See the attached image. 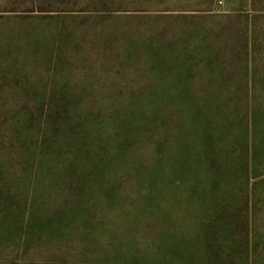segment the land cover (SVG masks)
Segmentation results:
<instances>
[{
  "label": "rangeland",
  "instance_id": "rangeland-1",
  "mask_svg": "<svg viewBox=\"0 0 264 264\" xmlns=\"http://www.w3.org/2000/svg\"><path fill=\"white\" fill-rule=\"evenodd\" d=\"M99 1L0 0V190L13 200L12 185L22 179L31 192L52 104L53 118L69 110L86 125L75 132L85 142L77 178L42 175L48 186L25 195L19 217L12 216L21 226L0 248V264H264V188L241 212L258 250L231 254L225 247L208 257L192 231L205 209L194 184L209 182L200 165L167 163L179 147L198 155V140L187 136L180 146L175 131L199 130L198 115L216 118L204 104L217 103L219 121L231 110L254 120L260 160L249 190L255 173L264 178V18L250 23L244 12L226 20L241 0H216V16L201 19L135 9L184 0H111L116 12L94 16ZM183 99L201 106L179 115L189 103L177 102ZM157 114L167 118L166 130L154 129ZM55 136L48 132L46 146ZM83 182L90 187L84 194L73 191ZM244 186L239 182L242 193ZM34 223L46 225L40 235Z\"/></svg>",
  "mask_w": 264,
  "mask_h": 264
},
{
  "label": "trees",
  "instance_id": "trees-1",
  "mask_svg": "<svg viewBox=\"0 0 264 264\" xmlns=\"http://www.w3.org/2000/svg\"><path fill=\"white\" fill-rule=\"evenodd\" d=\"M110 1L111 0H100L98 4L101 5V9H97V15L94 16L103 14L112 15L116 12L112 9L113 6ZM239 2L238 9L229 12L235 14L226 15L224 17L226 20L232 19L236 17L235 15L238 16L244 12L252 14L250 23L253 20L264 18V0H241ZM215 4L216 0H184V3H177L169 7H163L161 4H158L152 9H145L143 7L135 9L152 11L154 12L153 16H155V18H179L181 16L184 18L192 17L201 19L216 16V11L214 10ZM187 91L183 92L184 96L190 94H188ZM54 94L55 91L49 93L47 98L55 96ZM180 101L189 103L181 105L182 107L179 110V115L185 112V108L190 107L193 112H196L201 106L195 99L193 102L186 99L177 100V102ZM46 102L51 103L54 102V100L46 99ZM204 106L207 113L209 115L213 113L216 115V118H210L209 116L207 120L204 119L201 121L198 115L197 118L201 123L200 129L190 133V135L188 131L187 133L185 132V129L180 130L179 128V130L175 131L176 142L179 143L180 146L187 136L189 139L194 137L198 140L200 143L198 155L196 156L194 149H192L191 155L187 156V154L182 151L181 147H179L171 152V156L168 155L169 160L167 162L170 163L169 165H175L177 169H180L178 165H181V161L184 160H187L190 165H200L203 173L200 177H204V179L209 182V187L203 186L200 182L199 184H194L196 199H198L201 206L205 209L204 211H199L197 215V217L200 218L198 223L201 224L197 232L195 233L192 231V227H190L189 230L193 232L197 240H201V244L204 245L205 253L208 257L211 254H215L218 248L223 250L225 247L232 250L231 254L233 252L240 253L243 250L245 253L247 252V254H249V252L255 253L259 245L252 240L256 239V235L252 234L248 236V230L246 229L248 227L245 226L243 228L244 221L241 213L247 202L250 209L254 207V190L256 191L258 188H264L262 184L264 178L257 173H255V179L258 180L259 178V182L257 181L250 190L248 184L250 176L254 177L251 171L254 170V166H256L257 161L260 160L254 143H257V141L252 140V131L255 126L254 120L250 125L247 118H238L233 114V110H231L227 117H223L221 118L223 120L219 121L217 119L219 104L207 103L204 104ZM55 111V106L52 104L49 108V114L44 119L45 137H41L38 141L37 150L39 151L36 155L39 157V163L35 164L36 179L33 181V186L30 189L31 192L21 183L22 179L20 183L18 181L17 186L14 183L12 185V187H15L14 191L18 192V195L13 200L7 198L5 193L0 190L1 249L7 248L5 241L16 238L14 233L18 231L21 224L12 216L19 217L20 212L18 210L23 208L24 197L25 199L27 197L25 195L28 193H36L48 186L47 184L50 180L46 182L42 177L43 174H46L49 170H53L54 176L52 179L56 178L59 180L63 179L62 177H66L70 178L71 181H75V178H77L76 173L77 168L79 169L78 165L83 162L81 155H79V149L85 147V142H83V144L80 143L84 132L79 131L76 134L75 132L76 128L82 129L86 125L84 121L77 120L72 116L69 110L65 111L64 115L53 118ZM155 120L157 124L154 129L157 131H162L163 126L168 123L167 118L162 117L160 114L156 115ZM205 120L206 123H204ZM241 121L245 122L246 126L243 125ZM52 130L56 132L55 141L53 140L46 146L47 143L45 142L48 132ZM164 137L168 142V135L165 134ZM123 138L126 142L130 140L129 136ZM94 145L97 146V143L95 142ZM191 148H193L192 145ZM118 158H115V160ZM157 166L158 169L161 165L159 164ZM193 176H195V174H193ZM241 181L246 185L244 186V189H246L245 193H242L238 189V184ZM219 183H221V190H219ZM258 184L262 185L258 187ZM87 187L90 188L89 185L83 182L73 186L72 189L75 192L80 191L81 194H84ZM243 196L244 202L242 201ZM243 203L244 205H242ZM12 213L17 214V216ZM27 224L28 222H26L25 226ZM235 225L239 230L235 228ZM45 226L46 225H35L34 223L30 228L34 227L37 229L36 235H40ZM27 229H29V225ZM244 234L245 236H243ZM26 240L27 239H24V242H26ZM243 247L246 249H243ZM248 264H252V260L249 262L248 259Z\"/></svg>",
  "mask_w": 264,
  "mask_h": 264
}]
</instances>
